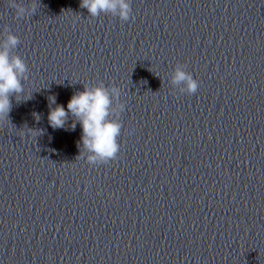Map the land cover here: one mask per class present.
Instances as JSON below:
<instances>
[{
	"label": "clouds",
	"instance_id": "1",
	"mask_svg": "<svg viewBox=\"0 0 264 264\" xmlns=\"http://www.w3.org/2000/svg\"><path fill=\"white\" fill-rule=\"evenodd\" d=\"M8 7L15 10L16 19H23L35 14L37 5L32 2L25 7L15 0H8ZM80 7L87 9L92 18L102 13L111 14L123 22H127L132 13L130 0H80ZM4 33L5 38L0 41V121L8 120V114L12 109L10 97L15 96L19 101L25 92L22 81L28 79V67L24 59L12 54L20 43L19 37L7 26ZM186 67L185 64H176L170 82L174 87H178L181 93L192 95L197 92L199 82L186 71ZM120 96L119 87L105 86L103 82L93 86L84 85L83 91L71 96L67 110L63 105L56 103L55 96H49L48 123L54 130L65 129L71 114L74 119L68 128L75 130L77 123L82 128L77 145L80 153L76 159L86 157L89 165L107 164L115 160L120 151L118 137L121 135L122 123L119 115L125 109ZM36 118L39 119V116Z\"/></svg>",
	"mask_w": 264,
	"mask_h": 264
}]
</instances>
